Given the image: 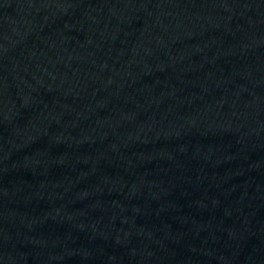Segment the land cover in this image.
I'll use <instances>...</instances> for the list:
<instances>
[{
	"label": "water",
	"instance_id": "obj_1",
	"mask_svg": "<svg viewBox=\"0 0 264 264\" xmlns=\"http://www.w3.org/2000/svg\"><path fill=\"white\" fill-rule=\"evenodd\" d=\"M0 264H264V0H0Z\"/></svg>",
	"mask_w": 264,
	"mask_h": 264
}]
</instances>
